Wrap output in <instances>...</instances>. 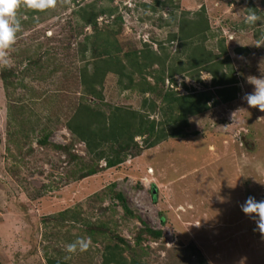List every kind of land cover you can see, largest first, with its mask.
<instances>
[{"label":"rangeland","instance_id":"obj_1","mask_svg":"<svg viewBox=\"0 0 264 264\" xmlns=\"http://www.w3.org/2000/svg\"><path fill=\"white\" fill-rule=\"evenodd\" d=\"M78 1L56 0L55 7L33 17L18 8L21 31L7 50L8 66L0 64V264H48V257L103 264L114 245L128 260L144 264H264V237L240 209L249 196L264 199V112L241 99L253 90L249 80L264 77V0L84 2L118 8L98 23L103 30L120 29L116 38L124 52L144 42L159 50L163 42L175 53L179 41H169L170 35L179 31L184 14L194 17L204 7L211 28L206 45L221 55L224 40L228 50L222 58H230L229 72L238 79L237 97L225 99V88L213 86L211 72L177 73L175 82L167 72L165 84H156L155 72L147 77L156 89L144 96L141 86L122 90L118 76L109 73L107 104L141 109L144 98H151L158 105L149 110L151 120L164 119L171 90L188 95L186 87L211 89L215 96L207 111L190 117L187 136L151 148L143 144L148 135L139 136V154L112 168L89 155L66 127L75 105L84 101L80 71L92 69L93 60L86 37L94 29L75 12ZM250 5L259 10L251 24L245 22ZM119 14L121 27L113 23ZM170 60L168 67L180 62ZM91 163L99 167L95 174L86 173ZM146 226L161 230L162 237L143 232ZM80 238L91 240L88 250L67 253L66 246Z\"/></svg>","mask_w":264,"mask_h":264},{"label":"trees","instance_id":"obj_2","mask_svg":"<svg viewBox=\"0 0 264 264\" xmlns=\"http://www.w3.org/2000/svg\"><path fill=\"white\" fill-rule=\"evenodd\" d=\"M87 0L78 1V7L75 12L80 15L84 25H91L94 34L86 37L87 44L93 46V60L91 61L92 69L87 66L80 71V80L83 87L84 99L75 105L73 114L66 123L67 129L80 142L85 144L87 152L97 161L105 160L107 168H112L124 162L130 155L139 154L142 145L139 144L137 137L148 135L143 141L146 147L151 148L158 142L168 138H183L187 136L186 129L190 127V117L199 115L210 108V101L215 99L213 91L204 90L198 92L192 87L188 95H180L177 91H169L167 95L168 103L164 113V119L157 121L149 118L152 112L157 110V102L151 98H144L143 107L135 109L132 106L107 104L104 95L105 78L109 73L118 76V85L122 90H130L139 87L141 94L145 96L147 92L155 91L156 85H151L147 75L158 72L156 75V84L166 82V73L172 82H175L174 76L177 73L189 72L191 70L208 71L214 77L213 86H223L227 92L225 99H234L237 97L239 88L237 87L238 79L234 76L231 64H228V58L223 59V54H227V46L220 41L219 50L221 55L214 53L212 48L207 47L206 41L209 39L211 31L206 8L194 14V17L181 18L179 22V31L170 35L169 41H179V49L175 53L167 50L163 42L159 43L160 49L155 50L153 45L144 42L141 49L124 52V48L119 44L116 38L120 29H100L98 19L101 15L108 17L114 16L118 10L117 7H98L97 2L91 1L84 4ZM172 0L159 2L166 4ZM252 2V0H249ZM149 8L155 9L152 5ZM252 7V5H250ZM254 14H259V10L252 7ZM37 12L31 10L30 15L33 17ZM121 14L115 16L113 23L123 24ZM94 41L90 43V39ZM89 48L85 46L84 51ZM91 50V49H90ZM238 52L247 53L243 48L237 49ZM122 54V56H121ZM123 56L125 59H123ZM169 59L172 62H178L176 65L167 66ZM187 59V60H184ZM156 65L158 68L156 69ZM4 82L9 84V77L5 72L2 73ZM139 74L142 81L136 80L135 75ZM197 79L201 82L199 76ZM145 83L144 85L142 83ZM141 83V84H140ZM139 84V85H138ZM88 96H91L90 99ZM214 103H218L215 100ZM104 105V106H103ZM107 105V109L103 108ZM162 108L161 110H163ZM188 131V130H187ZM49 135L41 139V143L46 144ZM58 147V146H57ZM60 149H64L61 146ZM88 169L87 174H95L99 169L95 163L85 165ZM124 203V198L119 196ZM69 211L62 215L67 216ZM102 229V227H101ZM100 226L98 230H101ZM143 232H146L156 239L162 237L161 230H154L146 226ZM142 233L138 241L142 239ZM48 264H70L63 259L53 257L47 258ZM103 264H144L141 260L135 258L128 260L123 255V250L118 245L108 247L104 253ZM204 264V263H201Z\"/></svg>","mask_w":264,"mask_h":264},{"label":"clouds","instance_id":"obj_3","mask_svg":"<svg viewBox=\"0 0 264 264\" xmlns=\"http://www.w3.org/2000/svg\"><path fill=\"white\" fill-rule=\"evenodd\" d=\"M253 1V0H252ZM254 2V1H253ZM56 0H0V64L8 66L7 50L16 41V34L21 31V23L17 18V10L21 6L34 12H44L55 7ZM257 16L249 13L245 17L246 23H254ZM253 85L250 93H245L241 99L251 108H257L264 112V77L255 78L248 81ZM242 213L252 220L260 235L264 237V199L257 200L249 196L240 205ZM91 240L80 238L66 246V252L74 254L77 251L85 252L90 247Z\"/></svg>","mask_w":264,"mask_h":264}]
</instances>
